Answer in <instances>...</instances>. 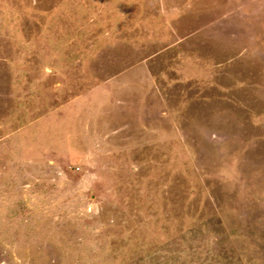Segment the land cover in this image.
I'll return each instance as SVG.
<instances>
[{
    "label": "rangeland",
    "instance_id": "1",
    "mask_svg": "<svg viewBox=\"0 0 264 264\" xmlns=\"http://www.w3.org/2000/svg\"><path fill=\"white\" fill-rule=\"evenodd\" d=\"M0 264H264V0H0Z\"/></svg>",
    "mask_w": 264,
    "mask_h": 264
}]
</instances>
